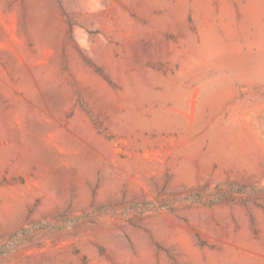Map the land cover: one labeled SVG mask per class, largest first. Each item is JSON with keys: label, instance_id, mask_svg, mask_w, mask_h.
Returning a JSON list of instances; mask_svg holds the SVG:
<instances>
[{"label": "rangeland", "instance_id": "374dc122", "mask_svg": "<svg viewBox=\"0 0 264 264\" xmlns=\"http://www.w3.org/2000/svg\"><path fill=\"white\" fill-rule=\"evenodd\" d=\"M0 264H264V0H0Z\"/></svg>", "mask_w": 264, "mask_h": 264}, {"label": "bare ground", "instance_id": "6f19581e", "mask_svg": "<svg viewBox=\"0 0 264 264\" xmlns=\"http://www.w3.org/2000/svg\"><path fill=\"white\" fill-rule=\"evenodd\" d=\"M243 122L245 125H251V119H250V115L248 113L244 115Z\"/></svg>", "mask_w": 264, "mask_h": 264}]
</instances>
